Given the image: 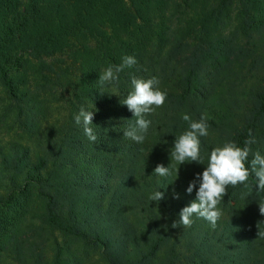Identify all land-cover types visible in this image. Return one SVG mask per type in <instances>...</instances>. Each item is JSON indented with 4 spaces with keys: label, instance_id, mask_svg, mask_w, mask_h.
Wrapping results in <instances>:
<instances>
[{
    "label": "trees",
    "instance_id": "trees-1",
    "mask_svg": "<svg viewBox=\"0 0 264 264\" xmlns=\"http://www.w3.org/2000/svg\"><path fill=\"white\" fill-rule=\"evenodd\" d=\"M225 1L239 5L244 43L216 34L215 9L173 36L180 68L159 74L155 66L138 65L140 70L121 72L119 83L101 94L102 64L93 55L87 53L90 64L76 75L56 68L64 60H46L69 49L74 38L108 41L107 26L151 30L146 9L160 0H0V83L13 101L18 103V88L29 78L25 56L44 81L77 93L70 114L53 121L49 108L29 96L27 108H18L21 132L0 145V207L19 195L36 196L44 205L41 224L16 230L4 252L19 264H264V239L257 236L259 223L264 230V193L257 194L254 173L249 188H228L215 229L195 216L191 227H172L195 200L196 190L186 189L215 147H244L251 130L257 143L247 167L256 151L264 155V0ZM137 50L130 47L132 55ZM15 68L19 73L10 75ZM132 76L157 77L167 93L165 104L145 117L152 125L143 144L123 137L135 122L121 103L133 90ZM81 106L95 111V142L75 122ZM184 114L193 121L207 114L209 135L200 137L204 164L177 165L178 176L160 177L156 166L170 164L176 137L189 130ZM156 191L165 198L149 200Z\"/></svg>",
    "mask_w": 264,
    "mask_h": 264
},
{
    "label": "rangeland",
    "instance_id": "rangeland-1",
    "mask_svg": "<svg viewBox=\"0 0 264 264\" xmlns=\"http://www.w3.org/2000/svg\"><path fill=\"white\" fill-rule=\"evenodd\" d=\"M219 5V0H160L159 4L150 3L146 9L148 15L145 20H148L146 24L151 30L148 31L146 28L144 30L140 26H107L106 30L110 36L108 41L74 38L69 49L46 61L52 63L56 60H64V64L56 61V68L64 71V75H76L79 67L89 66L90 56H86L87 53L93 55L100 65L102 64V69L119 65L124 56L131 55L142 59V62H138L142 68L150 69V66H155L159 74L170 72L175 67L180 68L171 43L173 36L187 22L209 14L215 9L220 12L219 21L215 24L216 34L223 35L229 41L245 42L239 32V5L225 0L221 8ZM139 25L142 23L140 22ZM130 47L138 49L137 53L132 55ZM111 57L113 62L109 59ZM24 59L23 67L29 78L27 84L18 88V103L13 101L6 88L0 83V145L14 139L16 132H21L17 121L18 108L19 106L27 108L30 97L35 96L42 105L49 108L51 121L68 116L72 103L77 102V93L67 86L47 83L37 72L36 62L26 56ZM68 68L74 70L69 71ZM16 69L10 70L9 74L17 75L19 72ZM129 69L124 71L128 72ZM49 77L54 78L52 74H49ZM24 142L32 145L30 141ZM43 206L36 196L19 195L10 204L0 207V264H19L15 256L4 252V246L10 242L16 230L30 224L34 226L41 224L40 210Z\"/></svg>",
    "mask_w": 264,
    "mask_h": 264
},
{
    "label": "clouds",
    "instance_id": "clouds-1",
    "mask_svg": "<svg viewBox=\"0 0 264 264\" xmlns=\"http://www.w3.org/2000/svg\"><path fill=\"white\" fill-rule=\"evenodd\" d=\"M133 67L140 70L136 57L126 55L122 58L121 64L102 69L98 79L101 94L106 92L104 90L106 86L119 83L121 72ZM131 85L133 90L121 100V103L126 105L133 114L135 122L125 128L123 137L137 144H143L152 125V121L145 117L155 113L156 109L165 104L167 93L160 89V81L157 77L143 79L132 76ZM94 116V110L81 106L74 117L76 124L82 126L84 134L92 142L97 140L91 127ZM182 119L189 122V130L176 137L174 147L170 150V164L167 167L163 164L156 166L154 174L160 177L178 176L180 167L177 165L181 166L191 162L204 164L200 137L209 135L207 114H203L199 121H193L188 114H184ZM255 143L257 140L249 130V138L245 140L244 147L234 142H225L222 147H215L211 151L206 169L202 174L197 173L186 189L188 194L196 190V198L180 211L179 219L172 224L173 228L181 225L185 228L191 227L194 222L192 218L195 216L206 220L215 229L223 216L219 205L224 201L228 188H235L239 185L249 188L248 180L253 173L256 179L257 194L264 193V155L256 151L251 160V168L247 167L248 158L252 152L251 145ZM197 185H199L198 190ZM164 198L165 194L161 191H156L149 196V200L156 202ZM174 198L179 199V195L176 194ZM259 213L264 216V200L259 201ZM259 225L260 223L257 236L264 239V230L260 229Z\"/></svg>",
    "mask_w": 264,
    "mask_h": 264
}]
</instances>
